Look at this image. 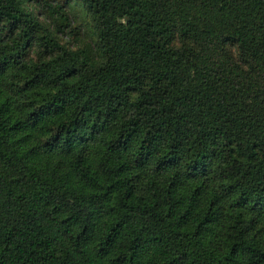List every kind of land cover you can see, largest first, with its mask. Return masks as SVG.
I'll return each mask as SVG.
<instances>
[{
  "label": "trees",
  "instance_id": "obj_1",
  "mask_svg": "<svg viewBox=\"0 0 264 264\" xmlns=\"http://www.w3.org/2000/svg\"><path fill=\"white\" fill-rule=\"evenodd\" d=\"M0 264H264V0H0Z\"/></svg>",
  "mask_w": 264,
  "mask_h": 264
},
{
  "label": "rangeland",
  "instance_id": "obj_2",
  "mask_svg": "<svg viewBox=\"0 0 264 264\" xmlns=\"http://www.w3.org/2000/svg\"><path fill=\"white\" fill-rule=\"evenodd\" d=\"M77 17L80 18V20L84 23L85 27H82V28H81V26H80V24H79V21L77 20ZM73 18H74V27L77 28V31H78V30H79V31L84 30V31H86V32L88 31V29H89L88 23H87V21H86L85 19H83V17H82V15H81L80 12H78V11L74 12V14H73ZM80 28H81V29H80Z\"/></svg>",
  "mask_w": 264,
  "mask_h": 264
}]
</instances>
